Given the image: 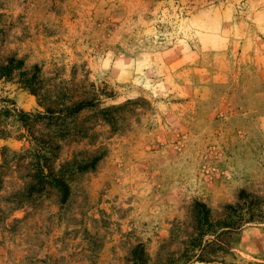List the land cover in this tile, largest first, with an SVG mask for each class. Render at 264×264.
Listing matches in <instances>:
<instances>
[{"label": "rangeland", "instance_id": "rangeland-1", "mask_svg": "<svg viewBox=\"0 0 264 264\" xmlns=\"http://www.w3.org/2000/svg\"><path fill=\"white\" fill-rule=\"evenodd\" d=\"M11 60L0 264H264V0H0ZM80 99L94 107L64 118ZM49 105L59 120H32ZM31 134L59 146L56 170L101 157L64 203L27 198Z\"/></svg>", "mask_w": 264, "mask_h": 264}, {"label": "trees", "instance_id": "trees-1", "mask_svg": "<svg viewBox=\"0 0 264 264\" xmlns=\"http://www.w3.org/2000/svg\"><path fill=\"white\" fill-rule=\"evenodd\" d=\"M13 63L14 60H11V62H9L7 66L0 65V78H5L6 76H9L14 70H18L22 65L21 61H17L15 62V64ZM36 78L37 77L34 75L31 77V79L25 80V83L23 82V85L26 88H28L29 91L33 94H37L39 90V88H36L37 87ZM90 107H94L92 100L90 101L87 99H80L76 102H73L69 108H66V114L64 115L65 116L64 118L69 116H75L79 114L82 110L88 109ZM55 113L59 114L61 113V111L55 112V110L49 105L45 110V114L32 115V117H34V119L32 120H37L38 118L42 120H47L49 123H52L53 120L60 119L54 116ZM108 123L111 122L108 121ZM30 137L32 143L30 155H31V161H33L32 166H34L33 167L34 174L30 176L32 180L29 184L30 187H28L27 190V198H29L33 194L41 195L47 189H55L61 196V202L64 203L67 197L69 196L68 183L69 181H72V177L76 174H81L88 171H94L97 162L101 159L100 156L98 157L91 156L86 161H80V162L73 161V162L64 163L63 165L60 166L58 170H56L53 168V165L57 160V156H58L57 152L59 146L54 144L50 139L35 137L33 136V134H31ZM0 168H2V166H0ZM199 207L200 210L197 214L198 224H199L198 229L200 231L199 236L202 237L203 235H206L208 232L211 231L209 230L210 226L208 223L209 212L208 210H205L203 206H199ZM228 210L233 212V215L237 218V220H241L239 219L242 217L240 213L241 209L238 211V213H236V211L232 207H228ZM260 214L254 215L251 212H249L246 220L252 221L254 217L259 218ZM237 220H232L228 218V222H226L227 224H223L226 225L223 226V228L227 229L226 230L227 232H231V230L234 229L233 226L239 224L237 223ZM211 245H217V243L214 241L208 242L204 247L200 248V250L204 249L205 247H209ZM200 256L201 255H198V257ZM185 261H189V258H185Z\"/></svg>", "mask_w": 264, "mask_h": 264}]
</instances>
